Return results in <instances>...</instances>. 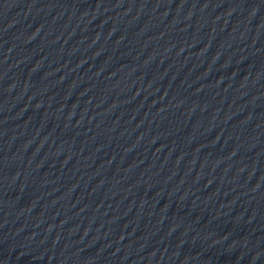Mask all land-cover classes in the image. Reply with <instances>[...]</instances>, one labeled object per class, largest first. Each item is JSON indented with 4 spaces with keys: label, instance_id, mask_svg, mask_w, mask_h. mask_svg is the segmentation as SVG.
Listing matches in <instances>:
<instances>
[{
    "label": "water",
    "instance_id": "95a60500",
    "mask_svg": "<svg viewBox=\"0 0 264 264\" xmlns=\"http://www.w3.org/2000/svg\"><path fill=\"white\" fill-rule=\"evenodd\" d=\"M0 264H264V0H0Z\"/></svg>",
    "mask_w": 264,
    "mask_h": 264
}]
</instances>
